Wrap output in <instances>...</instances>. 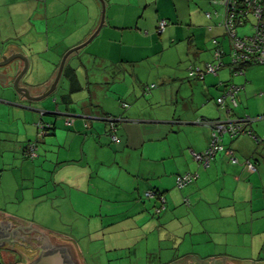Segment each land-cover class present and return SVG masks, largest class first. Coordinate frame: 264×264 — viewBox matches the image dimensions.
Wrapping results in <instances>:
<instances>
[{
  "label": "crops",
  "instance_id": "1",
  "mask_svg": "<svg viewBox=\"0 0 264 264\" xmlns=\"http://www.w3.org/2000/svg\"><path fill=\"white\" fill-rule=\"evenodd\" d=\"M70 1L75 5L85 2V18L82 21L85 28L81 29L84 34L65 46L61 53L57 51L59 54L55 55L58 59L51 60L49 55L43 59V55L50 53L57 44H50L48 0H0V22L9 25V31L3 38L12 40L8 47L0 49V62H7L0 64V141H7L5 145H0V150L5 151L8 146L7 150L13 156L12 161L1 156L0 176L3 177L6 171L16 176L15 169L29 163L25 160V151L33 142L38 125H35L38 123L36 110L59 112L71 119V124L63 119L57 121L68 128L64 129L55 121L53 132L47 134L57 133V129L61 128V131L67 132L65 142L67 137H70V143L81 140L82 147L70 151L68 144L67 150L70 152L58 154L57 161L43 159L29 164L33 169H40L41 182L37 188L41 189V193L38 196L45 193V198L53 201L54 206H50L51 201L45 202V208L56 207L57 212L63 214L65 202L69 201L77 212L81 210V214L85 215L84 224L88 230L96 233V239L107 238L109 244L105 245L109 247H130L128 243L148 239L151 232H154L153 240L160 245V250L156 252L159 259L164 255L170 256L169 250L174 247L179 250L185 244L192 246V251L179 254L177 250L178 254L176 252L173 258L159 261L158 264H196L191 256L213 258L216 255L220 256V263L251 259L254 248L260 246L259 241L254 242L258 237L256 231L264 232L263 145L247 133L242 132L235 137L224 134L221 136L222 144L232 150L236 162L225 151H218L207 165L192 158L193 151L203 152L207 149L215 131L204 120L222 117L214 109L219 107L215 101L218 97L214 99V105L204 103L202 108L191 107L188 101H184L178 110L180 114L172 117L151 115L143 107L134 106L121 109V112L120 109L103 107L93 99L92 94L83 92L85 86L79 77L81 68L85 66L82 59L89 63L110 59L113 67L122 65V70H130L132 79L142 86L143 92L162 90L158 87L160 84L178 78L171 69L178 70L181 60L186 59L188 53L198 57L209 53L210 56V51L203 47H208L207 41L211 36L213 40L216 39L214 24L223 25V17L216 20L219 17L216 15L217 9H213L212 13L205 11L203 14L206 17L215 20L212 25L202 14H194L190 0H104L105 23L88 43L90 46L84 56L80 49L72 52L53 92L33 99L50 88L63 54L70 47L84 42L99 24L100 0ZM43 6L45 15L42 13ZM35 14L39 23L45 17V29L35 26L32 20ZM197 16L200 23L193 25ZM161 19H165L167 25L160 32L158 23ZM60 24L59 21L53 23L54 31L61 27ZM195 26L205 32L197 34ZM213 43L214 47L218 45L222 50L218 40ZM214 47L212 60L202 61L204 63L198 66L204 67L205 62L213 60L224 61L222 56L225 51H221L219 59ZM26 62L27 68L17 83L28 90L25 93L27 96L17 92L13 85ZM143 63L148 66L140 67ZM192 65L197 64H190L188 71ZM183 69L184 66L179 70ZM207 73L203 78H191L205 79ZM221 83L214 81L212 85L220 88ZM153 84L155 86L151 87ZM235 86L238 88L236 98L242 87ZM137 95L139 93L135 91ZM48 96H53L57 104L53 110H49L48 102L45 103ZM226 101L232 106L228 99ZM73 103L76 106H71ZM127 107L128 104L122 101V108ZM106 113L119 117L116 122L117 142H111L108 136L109 124L102 118ZM258 116L262 118H256ZM251 118L245 124L246 129L263 137L264 115ZM53 121L50 118L41 124H51ZM166 124L173 125V128L169 129ZM49 146L60 145L50 142ZM249 161L254 163V170L249 168ZM102 168L110 173V179L99 174ZM185 172L197 173V179L185 187H177L176 176ZM149 191L153 195H147ZM119 198L125 206L121 211H116L113 203L121 202L117 200ZM103 201L108 202L106 207ZM260 235L259 240L264 242V234ZM125 243L126 246L123 245ZM197 244L206 249L224 246V252H197ZM145 253L148 257H154L149 251ZM175 257H181V260H174ZM255 260L264 258L257 257Z\"/></svg>",
  "mask_w": 264,
  "mask_h": 264
},
{
  "label": "rangeland",
  "instance_id": "2",
  "mask_svg": "<svg viewBox=\"0 0 264 264\" xmlns=\"http://www.w3.org/2000/svg\"><path fill=\"white\" fill-rule=\"evenodd\" d=\"M57 1L58 4H56V0L55 2L48 0V3L50 4V44H57L53 46L50 53L43 55V59L47 55H49V59H58L56 56L57 54H59L58 52L61 53L64 50L65 46H68L71 43L77 41L80 38L79 36L84 34L81 33V29L85 28V25L82 23L85 18L83 13V9H85L86 7L84 6L85 2H81L82 4L78 3L77 5H75V3L73 4L71 1L69 2V0ZM190 2H193L191 10L194 11V14H202V16H204L206 20H208V22H210L212 25L215 20L212 21L210 20V18L206 17L204 15L205 11H209L212 13L213 9H217L216 15L218 14L217 16L219 17H216V20L219 21L223 17V8L219 3L214 4L211 2V0H190ZM64 8H67L66 11H64ZM68 9H70V11H68ZM42 13L45 15V6H43ZM35 16L36 14L32 18V20H34L35 26H39L45 29V17L44 20L42 19V23H39L40 20H37ZM248 18L249 20L244 25L237 28L238 35L241 37L251 36L254 33L253 25L256 22V18L252 13L249 14ZM199 20L200 18L197 16L195 20L196 22H194L193 25H199ZM55 21H59L61 23V27L54 31L53 23ZM195 27H197L195 28V32H197V34L200 32H205L204 29L199 28V26ZM214 30L215 32L213 33H215L216 39L221 43L222 50L225 51V55L222 56L224 62L222 64V67L219 68L217 74L208 72L205 75V79H196L191 78L188 71V67L190 64L202 65L204 63L202 61L212 60L211 51L214 47V43L211 36L207 41L208 47L206 48L205 45V47H203L208 50L207 52L210 51V56L209 53L204 57H201V55L200 57H198L193 53H188L186 56L187 58L181 60L180 67L184 66V69L182 71L179 70L180 67L178 68V70H176V68L171 69L169 67L171 71H173L172 73L178 75L177 79L167 80L164 84H160L158 87L162 88V90L156 89L147 93L143 92V90L141 89L142 86H140L134 81V79H132L130 70H122V65L113 67L110 59L104 62L97 60L91 63L82 59V62L83 64H85V66L81 68L79 77L81 78V82H83V86H85L83 92H85L86 94H92L93 99L100 102V104L105 108L109 107L114 110L120 109L121 111V109L127 110L130 106H134V108L143 107V110L147 113H150L151 115L172 117L173 115L177 116L180 114L178 110L182 108L184 101H188V104H190L191 107L195 108H202V105L204 103H210L214 105V99L224 93L223 87L224 83H226V85L233 84L241 86L242 88H240L236 94V99L238 102L236 106H229L228 101H225V103H227L228 105L225 109L221 107L214 108L216 109L217 114L219 112L221 113L222 117L220 119L226 120L236 119L240 116L245 117L247 115L251 117H254L256 115H264V64H253L242 73H234V71L231 69V65L229 64L231 61V38L226 33V28L224 25H217L216 23L214 24ZM8 31L9 25L4 22H0L1 50H4L6 47H8V44L10 45V42H12V40H6L3 38L5 33ZM184 42L187 44L186 40ZM89 46L90 45L88 44L80 49L79 52L82 53V56H84V52L88 50ZM218 61L219 60H213V63L218 64ZM144 66L148 65L146 63H143V65H141L140 67ZM214 81L223 83H221V87L218 88L215 86V84L212 85ZM135 91H138L139 95L135 96ZM75 98L76 94L74 96V99ZM191 100L193 101V103L190 102ZM122 101L128 104L127 108H122ZM46 102L50 104L51 109L49 110H53L57 107L53 96H48L47 98H45V103ZM72 105L76 106V103L71 104V106ZM229 108H231L230 111H228ZM45 111L43 109L36 110V121H38V123H36L35 125H38L33 138V142L36 145L35 155L31 156L30 153L28 154L27 151H25V160L29 163L24 164L23 168L21 166L17 167L15 169L16 176H13L12 173L10 174L7 171L3 177L0 176V208L13 214L19 219L33 221L34 223L48 229L56 235L68 237L75 244L83 264H158L157 262L159 261L165 262L168 259L173 258L178 250L176 249V247L169 250L172 255H164L161 259L158 258L156 252L160 250V245L156 243V240H153L154 232L148 233V239H143L139 242L134 241L132 243H128L130 247H109L105 245L109 244L107 238L96 239V233L88 230V228L84 224L85 215L81 214V210L77 212V210L72 207V204L69 203V201L65 202L66 208L63 214L57 212L56 207L45 208V202H49L52 199L45 198V193L41 196H38L41 193V189L37 188L41 182L40 169H33L31 166H29V164H32V162L36 164L35 162L43 161V159H45V161L53 160L55 162L57 161L58 154L65 155L74 148H78L79 150L80 147H82L81 140H73V142L70 143V137H67V140L65 142L64 138L66 137L67 132L65 130L61 131V128L57 129V133L45 134L46 132L43 130L41 124L39 123L48 122L50 118L54 119V121L56 122L63 119L65 122L68 118L62 114L56 116L46 113ZM61 111L65 112L64 110ZM57 125L59 127H63L64 129H68L63 125V122H57ZM166 125L169 129L173 128V125L171 124ZM108 136L110 138V135ZM50 142L54 143L55 145L59 144L60 146H54L51 148L49 146ZM171 142H173V139L171 140ZM6 143V140L0 141V145H5ZM68 144L70 145V151L67 150L69 149L67 146ZM7 149L8 146L5 151L0 150V158L1 156H4V159L9 158L10 161H12V153ZM44 150H46L45 153L43 152ZM94 152L98 155L97 151L94 150ZM41 153L43 154V156H41ZM16 158H18V156H16ZM4 159L2 158V160ZM18 160L19 159H17V162ZM17 165L18 164L16 163V166ZM106 170L107 169L102 168L99 174L103 177H106V179H110V177L108 176L110 173ZM111 177H113V175ZM104 193L106 194V192ZM50 195L52 196V193H50ZM104 199L106 200V197ZM117 200L121 201V198ZM103 202L104 206L106 207V204L108 202ZM124 204L125 203L122 201L114 202L113 206L115 207L116 211H121L125 206ZM50 206H54L53 201L50 202ZM105 207L103 211H105ZM256 232L258 237L255 238L254 242L256 244L257 241H259L260 246L254 248L255 252L254 254H252L251 259H256L257 257L264 258V242L262 240H259L261 239L260 234H264V232L260 230ZM123 245L126 246L127 244L125 243ZM187 245L189 244H185L183 247H180V249L178 250L179 254L183 253V251H192V246ZM223 247L224 246H215L208 247L206 249L205 247L197 244L195 247V251H221L223 253ZM164 249L165 248H163V250ZM146 251L151 252L152 256L154 257H148L145 253ZM190 258L196 264L233 263H220L219 261H221V258L220 256L216 257V255L213 258H207L205 256L199 258L191 256ZM190 258H188L187 260H189ZM174 260H181V257H175ZM170 264H174V262Z\"/></svg>",
  "mask_w": 264,
  "mask_h": 264
},
{
  "label": "built area",
  "instance_id": "3",
  "mask_svg": "<svg viewBox=\"0 0 264 264\" xmlns=\"http://www.w3.org/2000/svg\"><path fill=\"white\" fill-rule=\"evenodd\" d=\"M223 8V20L222 24L226 28V33L230 36L232 41L231 47V69L234 73H242V65L247 63L253 64H264V0H215ZM214 0L212 3H216ZM252 13L256 18L254 26V33L251 36L241 37L238 35L237 28L244 25L248 20L249 14ZM209 16V15H208ZM167 21L161 19L158 23V31H163ZM213 42L217 43V40L214 39ZM215 49L217 57L220 59L221 51L220 47L216 45ZM222 62L215 64L213 62H205L204 67L198 65H192L189 68L190 77H199L203 78L206 72L216 73L220 68ZM155 85H151L154 87ZM238 90L235 85H226L224 88V93L217 98V103L219 107L226 108L225 101L228 99L232 106L237 105L235 98V93ZM231 109H228L230 111ZM111 118V117H110ZM109 118V119H110ZM112 119V118H111ZM252 120L251 117L245 116L244 118L232 119L228 121L220 120H204L211 124L214 128L212 135V140L210 145L203 152H192L194 159L202 162L204 165L209 164V161L218 151H225L230 155V158L233 162H236V158L233 156L232 150L227 149L222 144L221 136L224 134H229L231 137L240 135L242 132L249 134L257 143H260L264 146V136H256L252 130L246 129V123ZM112 121V120H111ZM67 123L71 124V119L67 118ZM41 124V123H39ZM43 130L48 133V127L50 124L45 123L41 124ZM110 139L112 142H117L118 136L116 134V127L113 126V121L110 124ZM34 142H30L27 147V153L32 156L35 155ZM250 169H255V165L252 162H248ZM198 174L193 172H185L178 174L175 178V183L177 187H185L186 185L192 183L197 179ZM147 195H153V192H147ZM164 202V198L161 197ZM159 210V209H157Z\"/></svg>",
  "mask_w": 264,
  "mask_h": 264
},
{
  "label": "water",
  "instance_id": "4",
  "mask_svg": "<svg viewBox=\"0 0 264 264\" xmlns=\"http://www.w3.org/2000/svg\"><path fill=\"white\" fill-rule=\"evenodd\" d=\"M100 2H101V7L102 8H101L100 21H99V24H98L96 30L84 42H82V43L70 48L69 50H67L63 54V56H62V58L60 60L59 66H58V70H57L56 76H55L50 88L48 90H46L44 92V94H42L40 97L33 98V99H39V98H42L43 96H47V95L51 94L53 92V90L55 89V87L57 85V82H58V80H59V78H60V76L62 74V70L64 68V65H65V62L67 60V57L72 52L78 51L82 47L86 46L98 34V32L100 31L102 25L105 23V18H106V4H105V1L104 0H100ZM0 64H7V62H0ZM26 68H27V62L25 63L24 69L15 78L14 83H13L14 88L17 90V92H19L20 94H24V95H26L25 93H27L28 90L26 88H24V87L18 86L17 82H18L20 76L22 75V73H24V71L26 70ZM45 112L49 113L51 115H56V116L61 115L59 112H48V111H45ZM45 112H43V113H45ZM247 116H249V115H247ZM249 117H251V116H249ZM238 118H244V117L240 116V117H237L236 119H238ZM256 118H262V116H258ZM253 119H255V118L253 117ZM217 120L228 121V120H232V119L223 120V119L217 118ZM53 122H55V121H53ZM0 219H2V220L4 219L10 225L17 224V225H24V226L33 228L39 233H42V232L45 233V235L49 236L51 238V240L59 242V243L61 242L63 245H65V247H62V246L59 247L58 246L59 248H57V249H50L48 252L40 253V255L36 259L31 261L29 264H67V262H68V264H72V262L70 260H72L73 258H72V253H70V250H71V252H73L75 254V258L78 261V263L79 264H83L75 244L68 237L56 235L53 232L49 231L48 229H46V228L34 223L33 221L25 220V219H19L16 216H14L13 214H11V213H9L7 211H4L2 209H0ZM35 255L36 254L34 253L33 257ZM245 260H246V262H248L249 260H254V259H245ZM246 262L241 260V261H237V262H233V263H229V264H249V263H246ZM252 264H264V260H256V261H253Z\"/></svg>",
  "mask_w": 264,
  "mask_h": 264
},
{
  "label": "flooded vegetation",
  "instance_id": "5",
  "mask_svg": "<svg viewBox=\"0 0 264 264\" xmlns=\"http://www.w3.org/2000/svg\"><path fill=\"white\" fill-rule=\"evenodd\" d=\"M58 246L65 247L61 242L51 240L43 232L39 233L24 225H10L4 219H0V264H29L40 253L57 249ZM70 253L73 258L70 261L72 264H77L75 254L71 250Z\"/></svg>",
  "mask_w": 264,
  "mask_h": 264
},
{
  "label": "trees",
  "instance_id": "6",
  "mask_svg": "<svg viewBox=\"0 0 264 264\" xmlns=\"http://www.w3.org/2000/svg\"><path fill=\"white\" fill-rule=\"evenodd\" d=\"M215 49L217 48V46L215 45V47H214ZM223 62L224 61H222V64H223ZM251 65H253V63H247V64H243L242 65V71L244 72L249 66H251ZM112 119H111V118ZM102 118L105 120V121H107L108 122V124H109V130H110V124H111V122L113 121V126L114 127H116V122L117 121H119V117L118 116H116V115H113V114H109V113H106V114H104L103 116H102ZM110 118V119H109ZM112 120V121H111ZM54 127H55V123L53 122V123H51L50 124V126L48 127V133H52L53 131L52 130H54ZM116 129H117V127H116ZM109 133H110V131H109ZM258 144H260V143H258ZM264 147V146H263ZM242 261H245L246 262V260H242ZM253 261H256L255 259L254 260H249L248 262H246V263H249V264H252L253 263Z\"/></svg>",
  "mask_w": 264,
  "mask_h": 264
}]
</instances>
